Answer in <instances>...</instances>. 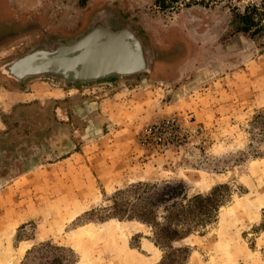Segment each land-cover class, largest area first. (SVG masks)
<instances>
[{"label":"rangeland","instance_id":"obj_1","mask_svg":"<svg viewBox=\"0 0 264 264\" xmlns=\"http://www.w3.org/2000/svg\"><path fill=\"white\" fill-rule=\"evenodd\" d=\"M75 1L47 3L76 15ZM83 2L136 18L163 64L151 77L89 93L35 80L21 112L0 117L1 145L40 148L20 177L0 184V264H44L53 247L72 250L70 264H264V0ZM62 21L46 19L49 27ZM0 89L2 99L10 89ZM83 95L113 102L105 124L70 119ZM175 115L192 117L190 141L163 155L140 147L147 125ZM166 183L184 184L177 208L210 199L194 203L196 219L185 214V237L158 247L152 226L166 211L150 195Z\"/></svg>","mask_w":264,"mask_h":264},{"label":"flooded vegetation","instance_id":"obj_2","mask_svg":"<svg viewBox=\"0 0 264 264\" xmlns=\"http://www.w3.org/2000/svg\"><path fill=\"white\" fill-rule=\"evenodd\" d=\"M67 2V0H64ZM35 1H28V7L24 12H21L19 17H10L8 26L5 27V32L7 34L0 35V88H7L11 91L16 92H25V88L35 80H47L56 83H60L64 86L72 87H92L93 85H104L106 83L116 84V82L121 81H136L145 76H153L155 67L163 64L159 55L154 54V47L149 41L145 33L141 32L138 28V21L136 18L126 15L125 12L117 5L110 4H97L89 6L85 9L83 0L75 1L79 6L77 10L78 14L69 15L66 19H63L62 23L58 26L49 27L46 19H49L44 11L35 9ZM82 5V6H81ZM69 9V7H68ZM71 12H74L71 9ZM57 19V18H54ZM58 19H62L59 17ZM74 19V22H71ZM93 19H99L105 23V19H108L110 29H112V34L121 35L123 43H125L128 52L134 54L139 52L142 54V59H145V68L143 70L134 71L127 74L123 67L119 68L114 72L115 76H110L108 74L100 75L98 74L94 80H87L85 82L76 83L71 81V73H64L65 79L62 78H50V77H26L21 79H15L7 74L2 73L1 69L6 65L12 63L15 59L27 53L29 50L42 45L46 42V39H72L81 34L85 29H87L92 23ZM49 21V20H48ZM69 22V23H68ZM107 23V22H106ZM3 36V37H2ZM142 51V52H141ZM70 58V56H68ZM72 58V57H71ZM57 59L55 55L47 57L44 61H38L36 64H44L48 60ZM36 64L32 65L31 68H34ZM45 70H51V67H46ZM62 70V69H61ZM61 74V71L57 72ZM65 99V97H63ZM81 103V102H80ZM22 102H17L11 107L10 112H7L0 105V117L5 120L6 116L15 118L19 114L20 108L22 107ZM62 105V104H59ZM78 106V108H77ZM54 116L57 115V110L59 106H52ZM71 115L70 119L75 121L74 115L76 113H81L83 119H90L94 123L99 121L97 114L92 111L87 105H74L72 104L67 111ZM73 117V118H72ZM7 118V119H8ZM67 117V121L70 120ZM64 120V119H63ZM53 122V120H52ZM15 127V125H14ZM10 131V130H9ZM5 140V139H4ZM6 144H0V184L7 183L11 180H14L21 176V170L27 166H32L35 159L40 154L39 147H30L27 144L19 145V147L13 149L10 148L11 142L6 141ZM7 147V148H5Z\"/></svg>","mask_w":264,"mask_h":264},{"label":"water","instance_id":"obj_3","mask_svg":"<svg viewBox=\"0 0 264 264\" xmlns=\"http://www.w3.org/2000/svg\"><path fill=\"white\" fill-rule=\"evenodd\" d=\"M105 20L104 23L99 19H93L87 29L72 39L47 38L42 45L29 50L2 68V73L15 79L19 77L65 79L64 73L68 72L72 74L71 81L83 83L94 80L98 74L115 76L114 72L121 67L127 74L137 71L138 67L140 71L143 70L145 59H142V54L139 52L130 54L122 41L124 37L112 34L108 19ZM51 55H55L57 59L36 64ZM34 64L36 66L31 68ZM46 67H51V70H45ZM58 71H61V74H58Z\"/></svg>","mask_w":264,"mask_h":264},{"label":"trees","instance_id":"obj_4","mask_svg":"<svg viewBox=\"0 0 264 264\" xmlns=\"http://www.w3.org/2000/svg\"><path fill=\"white\" fill-rule=\"evenodd\" d=\"M245 18L246 16H244V19H241L244 25L240 28L242 31H246L251 23V19ZM184 197H186V191L183 183H166L162 186L157 185L152 187L150 195L151 204L158 206V208H163L166 211L165 220L161 225H157L158 227H155V225L152 226L155 244L158 247H165L166 244L185 237L192 227V223L185 217V214L189 215L190 213H194L193 219H196L198 213L195 212L194 203L196 201H201L202 203L210 199V197L203 198L201 196L191 197L188 199L187 205L180 203L177 208L178 202ZM51 249L58 252L44 264H70L74 261L71 256L64 257V253L74 254L72 250H66L60 247H53Z\"/></svg>","mask_w":264,"mask_h":264},{"label":"crops","instance_id":"obj_5","mask_svg":"<svg viewBox=\"0 0 264 264\" xmlns=\"http://www.w3.org/2000/svg\"><path fill=\"white\" fill-rule=\"evenodd\" d=\"M28 1L31 0H0V35H5L7 34V32H5V27L8 26L7 23H9L10 17H19L21 16V12H24L27 7H28ZM35 1L33 5H35V9L37 10H43L44 14H46V16H48L49 19H54V18H59L61 17L62 19H66V17L69 15V13H74L71 12L70 9H68V6L65 4H63L61 2V5L59 8V10L55 9V5L52 4L50 5L48 2V0H32ZM70 10V11H69ZM80 12V10H79ZM69 19H67L68 21ZM60 20H58L59 22ZM75 20L72 19L71 22H74ZM2 36V37H3ZM87 93L89 92H95L96 89L94 87H87L86 88ZM1 90V89H0ZM3 91L6 90V88H2ZM25 95V92H16V91H11L9 90L7 93H5V95L2 97V99L0 98V102L2 101L3 103L0 105H2V108H4L5 111L10 112L11 107H13V105L17 102H24L22 101L24 98L23 96ZM117 95V94H116ZM116 95H114L113 97H116ZM84 96V95H83ZM95 97V102H92L90 100V97H82L80 96L81 99V103H78V105H87L91 110L96 109L95 112L98 116V119H101V124H105L107 118H106V110L109 111V104H112L113 102H108L109 100H102V101H98V97ZM18 98V99H16ZM8 102V103H7ZM78 108V106H77ZM88 121L91 122L90 119H87ZM99 128V127H98ZM104 128V125H102V129ZM101 129V127L99 128V130Z\"/></svg>","mask_w":264,"mask_h":264},{"label":"built area","instance_id":"obj_6","mask_svg":"<svg viewBox=\"0 0 264 264\" xmlns=\"http://www.w3.org/2000/svg\"><path fill=\"white\" fill-rule=\"evenodd\" d=\"M193 133H196V128L192 117L182 119L175 115L147 125L139 134L138 143L147 152L163 155L182 148L187 140L193 138Z\"/></svg>","mask_w":264,"mask_h":264}]
</instances>
